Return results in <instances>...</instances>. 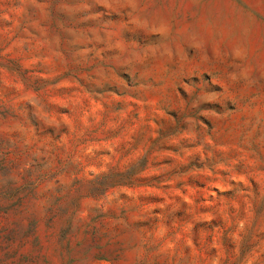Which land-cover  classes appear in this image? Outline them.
I'll use <instances>...</instances> for the list:
<instances>
[{
	"label": "rangeland",
	"instance_id": "374dc122",
	"mask_svg": "<svg viewBox=\"0 0 264 264\" xmlns=\"http://www.w3.org/2000/svg\"><path fill=\"white\" fill-rule=\"evenodd\" d=\"M0 264H264V0H0Z\"/></svg>",
	"mask_w": 264,
	"mask_h": 264
}]
</instances>
